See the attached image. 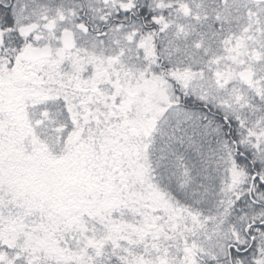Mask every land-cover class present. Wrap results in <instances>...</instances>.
I'll use <instances>...</instances> for the list:
<instances>
[{
  "label": "snow or ice",
  "instance_id": "6c2138e0",
  "mask_svg": "<svg viewBox=\"0 0 264 264\" xmlns=\"http://www.w3.org/2000/svg\"><path fill=\"white\" fill-rule=\"evenodd\" d=\"M0 264H264V0H0Z\"/></svg>",
  "mask_w": 264,
  "mask_h": 264
}]
</instances>
